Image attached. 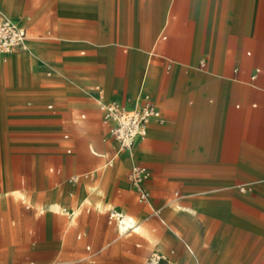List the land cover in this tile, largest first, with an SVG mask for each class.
<instances>
[{
    "label": "crops",
    "instance_id": "obj_1",
    "mask_svg": "<svg viewBox=\"0 0 264 264\" xmlns=\"http://www.w3.org/2000/svg\"><path fill=\"white\" fill-rule=\"evenodd\" d=\"M10 6L13 10L12 0H2L0 12ZM43 9L34 11L39 15ZM45 11L49 13L43 23L28 12L6 15L26 27L30 48L24 44L6 60L0 59V204L10 205L0 214L3 246L12 241L10 219L17 208L20 224L14 230L19 238L22 228L28 227L21 216L30 205L14 195V167L25 158L10 152L19 130L16 124L32 113L45 115L44 108L61 118L64 112L63 123L73 124L98 113L99 128L90 129L82 141L95 142L102 151L91 149L102 156L97 158L101 162L107 156L103 150L109 147L101 141L102 130L107 133L99 106L101 93L106 101L129 106L149 94L164 120L152 121L146 137L134 144L137 155H142L144 146L150 148L154 158L149 164L134 159L124 179L119 167L108 169L122 152L116 151L91 169L106 171L92 193L112 182L119 187L132 184L128 175L139 164L150 171L147 188L149 184L170 187L174 175H181L185 188L237 187L250 193L261 188L264 200V0H59ZM256 68L260 71L252 79ZM66 126L61 137L69 155L74 151L75 131ZM123 162L122 158L119 164ZM25 163L28 168L27 159ZM191 165H198L204 177L194 182L184 178ZM49 172L68 183L74 173L80 175L66 163L51 165ZM50 203L40 205L41 211L55 209L47 207ZM243 205L249 207L247 202ZM162 207L156 209L166 223ZM247 219L245 228L250 225ZM261 231L264 236V225ZM77 236L84 238L86 231ZM184 246L189 254L182 260L192 262L188 247L194 249L190 243ZM8 263L14 264H4ZM28 264H35L34 259Z\"/></svg>",
    "mask_w": 264,
    "mask_h": 264
},
{
    "label": "rangeland",
    "instance_id": "obj_2",
    "mask_svg": "<svg viewBox=\"0 0 264 264\" xmlns=\"http://www.w3.org/2000/svg\"><path fill=\"white\" fill-rule=\"evenodd\" d=\"M12 1L15 11L10 6L3 11L5 15L28 12L43 23L48 18L45 10L59 0ZM38 7L44 8L39 15L34 11ZM44 111L45 115L32 113L23 120L24 123L15 126L19 130L11 140L10 152H20L25 158H20L14 167V195L24 205H30L29 211L21 216L28 227L22 228V238H19L14 230L20 224L17 208L10 219L13 228L11 243L3 246L0 241V264L8 261L28 264L32 259L35 264H89L90 257L95 259V264H148L153 253L165 258L159 264H169L177 259L183 261V256L189 254L184 243H190L194 249L189 246L192 262L186 260L184 264H264L261 188L253 193L240 191L237 187L185 188L181 184L183 177L174 175L170 187L148 185L154 195L153 202H140L136 187L128 182L126 187L115 186L112 182L98 193H92L95 182H100L106 171L105 168L91 169L110 160L119 149L118 142L102 130L101 141L109 147L103 150L107 152L104 160L97 162L100 156L93 153L91 147L102 150L90 138L83 143L82 137L86 138L90 129L99 128L100 124L96 122L98 113L89 114L87 119L73 124L63 123L64 112L61 118L45 108ZM4 115L10 116V113L4 110ZM66 125L76 133L73 132L74 151L69 155L64 153L67 143L61 137ZM112 143L116 146L113 147ZM144 149L142 155H137L134 147L126 156L122 151L108 169L114 171L119 167L126 179L134 159L149 164L154 158L150 155V148L144 146ZM122 158L124 162L120 165ZM55 163H66L79 173H74L76 182H61L60 176L50 173L49 167ZM25 167L27 170L22 171ZM178 169L181 171L180 166ZM203 177L198 165H191L189 174L184 176L192 182ZM50 202H55L57 205L53 204L58 207L41 211L40 205ZM245 202L249 207L243 205ZM9 206L0 204V214ZM161 206L166 223L162 222L156 209ZM70 209H73L71 213ZM179 210L184 213L180 214ZM123 213L133 216L138 228L121 232L119 223ZM247 217H250L247 219L250 225L245 228ZM0 225L4 231L1 220ZM80 231H86L84 238H78ZM88 244L90 249L86 247Z\"/></svg>",
    "mask_w": 264,
    "mask_h": 264
},
{
    "label": "built area",
    "instance_id": "obj_3",
    "mask_svg": "<svg viewBox=\"0 0 264 264\" xmlns=\"http://www.w3.org/2000/svg\"><path fill=\"white\" fill-rule=\"evenodd\" d=\"M28 31L26 27L18 21L0 12V59L6 60L8 55L24 47ZM205 65V61H201ZM260 69L256 68L252 79H255ZM99 106L102 112V123L110 137L114 138L118 144V151H131L137 138H145L148 128L152 121L163 122V114L149 94H142L134 105L117 100L106 101L103 94L99 97ZM51 108L52 105L50 104ZM85 117V114H82ZM65 137H69L68 134ZM71 151V149H68ZM150 171L144 165L135 164L128 175L129 181L136 187L140 202H150L151 192L145 186V181L149 178ZM76 176H71L69 181H76ZM160 213V210L157 209ZM90 249L91 246L87 245ZM189 248V247H188ZM190 249V248H189ZM191 250V249H190ZM161 255L153 253L148 258V264H159L162 260ZM165 259V258H164ZM91 264H95V259L90 258ZM169 261V260H168ZM12 264V263H8ZM169 264H179L171 262Z\"/></svg>",
    "mask_w": 264,
    "mask_h": 264
},
{
    "label": "bare ground",
    "instance_id": "obj_4",
    "mask_svg": "<svg viewBox=\"0 0 264 264\" xmlns=\"http://www.w3.org/2000/svg\"><path fill=\"white\" fill-rule=\"evenodd\" d=\"M25 47L29 48V44L27 43V41L25 42ZM137 139H142V138H137ZM48 208H56V205L51 203V204H49ZM119 228H120L121 232H126L132 228H135V229L138 228V224L136 223V219L133 216H131L130 214L123 213V218L119 223ZM165 257H167V256H165Z\"/></svg>",
    "mask_w": 264,
    "mask_h": 264
}]
</instances>
